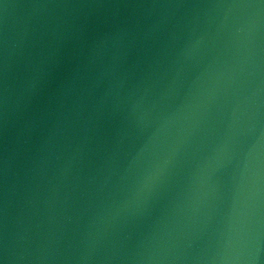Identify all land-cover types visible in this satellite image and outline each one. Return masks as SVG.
Returning a JSON list of instances; mask_svg holds the SVG:
<instances>
[{"label":"water","instance_id":"1","mask_svg":"<svg viewBox=\"0 0 264 264\" xmlns=\"http://www.w3.org/2000/svg\"><path fill=\"white\" fill-rule=\"evenodd\" d=\"M4 264H264V0H0Z\"/></svg>","mask_w":264,"mask_h":264},{"label":"snow or ice","instance_id":"2","mask_svg":"<svg viewBox=\"0 0 264 264\" xmlns=\"http://www.w3.org/2000/svg\"><path fill=\"white\" fill-rule=\"evenodd\" d=\"M0 264H4V261H3V259H0Z\"/></svg>","mask_w":264,"mask_h":264}]
</instances>
